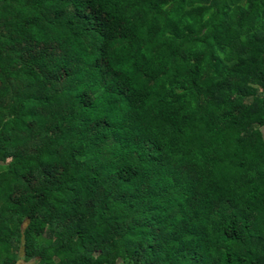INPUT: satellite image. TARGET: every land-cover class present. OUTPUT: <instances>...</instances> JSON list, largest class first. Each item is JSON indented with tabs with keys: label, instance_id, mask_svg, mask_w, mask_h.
Masks as SVG:
<instances>
[{
	"label": "trees",
	"instance_id": "16d2710c",
	"mask_svg": "<svg viewBox=\"0 0 264 264\" xmlns=\"http://www.w3.org/2000/svg\"><path fill=\"white\" fill-rule=\"evenodd\" d=\"M264 264V0H0V264Z\"/></svg>",
	"mask_w": 264,
	"mask_h": 264
},
{
	"label": "rangeland",
	"instance_id": "374dc122",
	"mask_svg": "<svg viewBox=\"0 0 264 264\" xmlns=\"http://www.w3.org/2000/svg\"><path fill=\"white\" fill-rule=\"evenodd\" d=\"M34 260H29V261H23V260H19L17 264H34Z\"/></svg>",
	"mask_w": 264,
	"mask_h": 264
}]
</instances>
